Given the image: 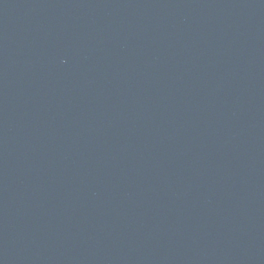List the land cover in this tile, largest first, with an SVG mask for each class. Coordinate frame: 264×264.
Returning a JSON list of instances; mask_svg holds the SVG:
<instances>
[{
  "label": "water",
  "instance_id": "1",
  "mask_svg": "<svg viewBox=\"0 0 264 264\" xmlns=\"http://www.w3.org/2000/svg\"><path fill=\"white\" fill-rule=\"evenodd\" d=\"M0 264H264V0H0Z\"/></svg>",
  "mask_w": 264,
  "mask_h": 264
}]
</instances>
